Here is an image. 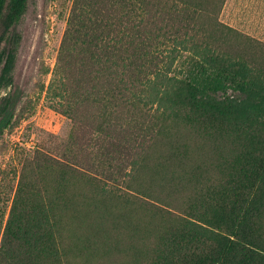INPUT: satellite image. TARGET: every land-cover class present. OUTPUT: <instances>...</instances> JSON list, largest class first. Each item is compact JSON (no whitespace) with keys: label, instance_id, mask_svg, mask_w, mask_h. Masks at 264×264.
I'll use <instances>...</instances> for the list:
<instances>
[{"label":"rangeland","instance_id":"obj_1","mask_svg":"<svg viewBox=\"0 0 264 264\" xmlns=\"http://www.w3.org/2000/svg\"><path fill=\"white\" fill-rule=\"evenodd\" d=\"M198 1L219 52L264 75V0ZM73 3L27 0L12 29L13 83L1 94L15 93L17 103L0 132V264L25 260L6 235L8 221L43 210L53 219L57 251L42 264H149L162 249L159 234L177 222L165 216L176 213L168 207L184 210L201 189L185 180L190 168L216 182L247 151L264 153V119L246 137L219 117L155 103L151 88L139 85L134 107L100 105L97 82L79 74L81 57L68 50ZM215 21L222 31H213ZM187 61L179 58L170 74L186 77L193 70ZM64 166L72 174H62ZM112 186L136 191L135 199L106 194ZM259 220L264 227V212ZM259 238L264 250V229Z\"/></svg>","mask_w":264,"mask_h":264},{"label":"trees","instance_id":"obj_2","mask_svg":"<svg viewBox=\"0 0 264 264\" xmlns=\"http://www.w3.org/2000/svg\"><path fill=\"white\" fill-rule=\"evenodd\" d=\"M26 4L27 0H0V132L11 124L17 103L15 93H1L13 83L18 34L12 29ZM202 11L198 0H74L68 50L80 55L79 74L93 76L102 97L99 103L107 109L134 107L140 101L137 85L145 86L151 88L155 103L168 104L170 110L179 105L203 118L219 117L229 128L253 138L264 119V75L247 61L219 52ZM211 26L213 31L224 28L217 21ZM179 58L193 67L183 79L170 74ZM260 151L237 158L233 172H222L216 182L205 180L199 166L190 168L185 180L201 189L184 210L167 206L176 213L165 216L177 222L159 234L162 249L149 264H264L259 238L264 229L259 220L264 212ZM59 168L62 174L73 172ZM135 171L129 175V187ZM87 179L97 187L94 179ZM106 191L132 199L137 194L116 186ZM47 211L7 223L6 235L23 251L22 264H42L57 251L55 225Z\"/></svg>","mask_w":264,"mask_h":264}]
</instances>
